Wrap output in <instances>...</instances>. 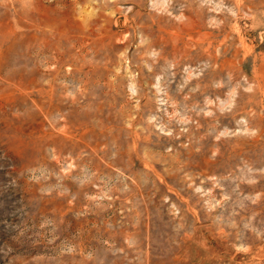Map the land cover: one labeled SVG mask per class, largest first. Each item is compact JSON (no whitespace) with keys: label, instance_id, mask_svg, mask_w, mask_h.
<instances>
[{"label":"rangeland","instance_id":"1","mask_svg":"<svg viewBox=\"0 0 264 264\" xmlns=\"http://www.w3.org/2000/svg\"><path fill=\"white\" fill-rule=\"evenodd\" d=\"M0 264H264V0H0Z\"/></svg>","mask_w":264,"mask_h":264}]
</instances>
